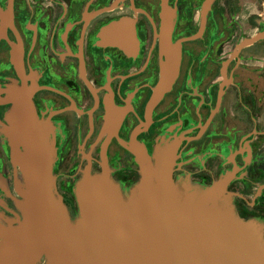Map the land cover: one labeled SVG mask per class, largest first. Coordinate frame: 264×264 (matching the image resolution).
I'll return each instance as SVG.
<instances>
[{
  "label": "flooded vegetation",
  "instance_id": "flooded-vegetation-1",
  "mask_svg": "<svg viewBox=\"0 0 264 264\" xmlns=\"http://www.w3.org/2000/svg\"><path fill=\"white\" fill-rule=\"evenodd\" d=\"M167 28L169 38L164 41ZM174 47L171 82L159 95ZM29 93L69 215L105 170L128 199L141 159L215 186L264 236V0H0V215H20L7 132Z\"/></svg>",
  "mask_w": 264,
  "mask_h": 264
},
{
  "label": "water",
  "instance_id": "water-1",
  "mask_svg": "<svg viewBox=\"0 0 264 264\" xmlns=\"http://www.w3.org/2000/svg\"><path fill=\"white\" fill-rule=\"evenodd\" d=\"M169 38L167 28L163 40ZM159 95L171 82L175 49ZM29 93L15 100L7 132L22 176L20 215H0V264H264L259 227L234 215L217 186L176 185L168 154L141 159L142 178L128 199L105 170L76 187L73 223L53 174L54 144Z\"/></svg>",
  "mask_w": 264,
  "mask_h": 264
},
{
  "label": "rangeland",
  "instance_id": "rangeland-1",
  "mask_svg": "<svg viewBox=\"0 0 264 264\" xmlns=\"http://www.w3.org/2000/svg\"><path fill=\"white\" fill-rule=\"evenodd\" d=\"M77 217H78V215L74 219H72L73 223H75L77 221Z\"/></svg>",
  "mask_w": 264,
  "mask_h": 264
}]
</instances>
